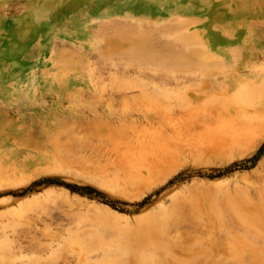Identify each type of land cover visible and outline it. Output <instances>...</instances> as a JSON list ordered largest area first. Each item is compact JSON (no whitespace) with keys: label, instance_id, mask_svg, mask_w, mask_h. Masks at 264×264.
Wrapping results in <instances>:
<instances>
[{"label":"rangeland","instance_id":"374dc122","mask_svg":"<svg viewBox=\"0 0 264 264\" xmlns=\"http://www.w3.org/2000/svg\"><path fill=\"white\" fill-rule=\"evenodd\" d=\"M0 264H264V0H0Z\"/></svg>","mask_w":264,"mask_h":264}]
</instances>
